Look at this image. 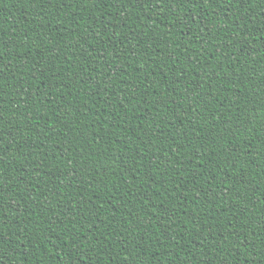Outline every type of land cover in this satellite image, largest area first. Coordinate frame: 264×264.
Wrapping results in <instances>:
<instances>
[{"label":"trees","instance_id":"1","mask_svg":"<svg viewBox=\"0 0 264 264\" xmlns=\"http://www.w3.org/2000/svg\"><path fill=\"white\" fill-rule=\"evenodd\" d=\"M241 2L0 0V264H264Z\"/></svg>","mask_w":264,"mask_h":264},{"label":"snow or ice","instance_id":"2","mask_svg":"<svg viewBox=\"0 0 264 264\" xmlns=\"http://www.w3.org/2000/svg\"><path fill=\"white\" fill-rule=\"evenodd\" d=\"M209 2H210V0H203L204 4H208ZM245 3H247V0H243V2H241V4H240V7L244 8V10L247 11V8L245 7ZM226 4L229 7H233V8L236 7V5L233 3V0H226ZM173 7H175V5H173ZM261 11H262V13H264V9H262ZM262 27H264V25H262ZM2 49H3V44L0 43V54H2ZM0 71H2V69H0Z\"/></svg>","mask_w":264,"mask_h":264}]
</instances>
